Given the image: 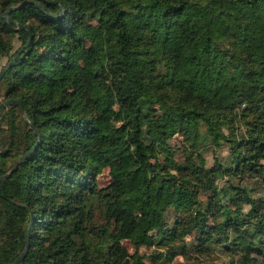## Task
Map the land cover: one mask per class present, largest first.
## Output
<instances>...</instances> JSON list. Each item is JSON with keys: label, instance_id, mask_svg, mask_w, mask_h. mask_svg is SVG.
Here are the masks:
<instances>
[{"label": "trees", "instance_id": "1", "mask_svg": "<svg viewBox=\"0 0 264 264\" xmlns=\"http://www.w3.org/2000/svg\"><path fill=\"white\" fill-rule=\"evenodd\" d=\"M2 60L0 264H125L124 211L130 264H264V0H0Z\"/></svg>", "mask_w": 264, "mask_h": 264}, {"label": "rangeland", "instance_id": "2", "mask_svg": "<svg viewBox=\"0 0 264 264\" xmlns=\"http://www.w3.org/2000/svg\"><path fill=\"white\" fill-rule=\"evenodd\" d=\"M5 64V60H2L0 62V69ZM6 84L1 82L0 83V103L3 101V95L4 91L6 89ZM7 105V104H6ZM6 105H4L1 109H3ZM0 109V110H1ZM156 115V113H154ZM9 129L6 127H0V137H7L9 136ZM182 136L180 134L176 135L177 141L175 143H178V145L181 143ZM242 180L246 182L248 185H254V186H264V177L259 175L255 172H246L240 175ZM110 178L108 175V168L103 169L102 174L98 177V183L99 186H105L109 183ZM205 200V198H204ZM136 213L135 212H128L124 211L119 222L114 227L115 232L117 233V237L119 238L122 246L125 249V256H123L122 260L125 264H130V255H131V245L129 242L128 234L133 230L134 222L136 220ZM156 248L153 246L148 250V254H152L155 252ZM182 258L173 259L172 262H168L167 264H177L178 261H181ZM191 262L194 264H223L224 259L222 258H210V259H204V258H192L190 259ZM149 264H155V260L153 258H148L146 260Z\"/></svg>", "mask_w": 264, "mask_h": 264}, {"label": "water", "instance_id": "3", "mask_svg": "<svg viewBox=\"0 0 264 264\" xmlns=\"http://www.w3.org/2000/svg\"><path fill=\"white\" fill-rule=\"evenodd\" d=\"M5 69H6V68H4V69L0 72V78H1L2 75L4 74ZM7 103H8L7 101L1 103V104H0V109H1L4 105H6ZM19 104H20V103H19ZM26 157H27V154H26L25 156H23V158L18 162V164H16V165L14 166V168L11 170V172L14 171V170L17 168V166H18V165H19V164H20V163H21ZM8 176H9V173L6 174V175H4V176L2 177V180H1V189H2V191H3V184H2L3 179L6 178V177H8ZM27 249H28V246L26 245L25 250L22 252V254H21L20 256H18V257L14 260V262H13L12 264H17L19 261H21V260L25 257V255H26V253H27Z\"/></svg>", "mask_w": 264, "mask_h": 264}]
</instances>
